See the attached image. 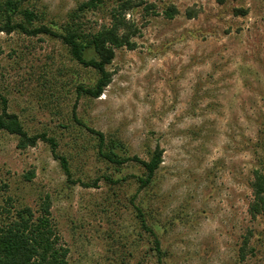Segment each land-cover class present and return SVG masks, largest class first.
<instances>
[{
    "label": "rangeland",
    "instance_id": "1",
    "mask_svg": "<svg viewBox=\"0 0 264 264\" xmlns=\"http://www.w3.org/2000/svg\"><path fill=\"white\" fill-rule=\"evenodd\" d=\"M6 1L0 95L29 135L56 139L72 178L50 144L21 149L0 130V222L4 208L39 212L49 203L68 264H264V215L249 214L255 174H264V0H144L127 14L136 47L116 49L98 99L78 95L100 75L59 37L2 31ZM86 2L22 0L21 10L38 15L30 27L79 28L87 39L111 24L120 0L81 11ZM22 19L19 11L14 21ZM85 55L97 57L91 48ZM88 128L123 158L149 161L160 147L154 182L140 190L143 166L106 161ZM247 235L254 247L242 260Z\"/></svg>",
    "mask_w": 264,
    "mask_h": 264
},
{
    "label": "trees",
    "instance_id": "2",
    "mask_svg": "<svg viewBox=\"0 0 264 264\" xmlns=\"http://www.w3.org/2000/svg\"><path fill=\"white\" fill-rule=\"evenodd\" d=\"M223 4L226 0H218ZM104 0H88L80 7L81 11L96 9L101 6ZM22 0H7L4 3V12L8 14L7 22L2 31L11 34L15 31L30 37L39 35H49L59 37L62 42L70 49L71 55L75 61L87 68L95 69L100 78L95 87L89 88L78 86V95L86 94L91 98H100L105 89L112 81V74L108 70L116 57V49L127 47L135 49L133 42L134 37L139 34V29L131 20H127V14L131 11L142 7L146 4L144 0H120L118 8L113 9L112 21L108 26H103L95 34L89 35L84 39L79 32V28H68L65 34L53 32L47 26L30 27L29 25L36 19L38 15L29 8L21 10ZM146 8V7H145ZM21 12L23 19L15 22L14 17ZM237 14H245L240 10H236ZM177 14L175 8H170L167 15L172 18ZM189 17H192L190 15ZM93 49L97 54L95 59L88 60L86 58V50ZM3 105L0 110V130L6 131L20 138V148L34 147L39 141H44L51 146L54 157L59 160L61 167L71 181L72 174L69 161L66 157L57 154L58 144L56 139L50 138L47 134L29 135L24 129L21 120L15 114L9 112L8 100L0 95ZM91 133L99 139V153L109 163L122 166L129 162L140 163L144 170L145 176L138 179L140 190L148 187L154 182L157 171L163 162V150L157 147L153 152L149 161H143L138 157H121L107 144L106 137L103 133L88 128ZM86 187H90L84 184ZM253 200L249 205V214L252 218L264 215V174L256 172L255 180L252 185ZM141 217L142 225L148 230L144 215L140 209H137ZM3 212L7 214L0 222V264H68L69 249L61 244V238L53 223L51 208L49 203H44L39 212L33 211L26 207L20 210H14V215L9 208H4ZM251 235V232L249 233ZM247 235L244 243L239 250V256L245 259L247 251L251 248L252 237ZM249 236V237H248ZM254 247V246H253ZM160 242L155 240V250L162 256ZM160 264H163L160 259Z\"/></svg>",
    "mask_w": 264,
    "mask_h": 264
}]
</instances>
